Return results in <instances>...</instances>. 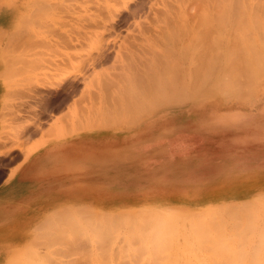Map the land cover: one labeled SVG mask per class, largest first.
<instances>
[{
    "label": "rangeland",
    "instance_id": "rangeland-1",
    "mask_svg": "<svg viewBox=\"0 0 264 264\" xmlns=\"http://www.w3.org/2000/svg\"><path fill=\"white\" fill-rule=\"evenodd\" d=\"M1 1L5 3L8 15L2 18V24H6V29L0 30V51H2L0 65L4 67L3 72L0 73V78L6 84L2 85V90L0 88V187L2 184L5 185L2 189H8L13 185L14 169L38 145L44 144L49 139L69 135L73 132L112 129L132 134L135 131L136 138L144 136V139H141L143 143L139 146L141 150L150 151L157 146H162L167 150L163 154L152 157L147 161H141V163H123L121 160L120 165L124 169L120 171L119 183L114 186L104 183L100 189L98 187L102 192L100 196L103 197L104 201L99 202L97 208L91 205H73L67 208V211L65 209L57 211L58 214L59 212L65 214L67 218H65L66 223L62 219L64 218L63 213V216L61 215L62 220H57L60 216H57V212H55L44 218V221H38V219L33 221V224L24 231H18V228H9L11 232L3 233L6 228L0 227V238L3 239V241H0V264H49V262L50 264L57 262L60 264H86V260H90V264H94L95 261L96 264H115L113 261L119 264L125 259L123 263L125 262L126 264H134L135 260H137L135 264H144L143 262H146L145 251L141 250L142 248L138 249L140 247L138 241L135 246L127 239L126 235L131 224L135 228H140L142 220H138L137 217L134 218L133 216L138 215V212H140V215L143 212L141 209H147L148 212H145L146 214L163 215L165 219L164 226L180 227V229H189L193 221L192 216L194 217L199 213L207 218L209 214H215L217 211L218 213H241V216H245L246 212L249 211H259L262 213V208L264 211V73L260 79L256 80V86L253 87L256 88H252L251 93L249 92L251 89L247 90L246 95L247 93L249 94L247 96L244 95V98L231 97V99L229 96V100H225L217 91H211L210 93V91L207 92L206 90L207 95L210 94L211 96L193 92L192 94L189 93L190 95L186 94L182 98V101H163L162 103L159 101L160 104L156 105L150 104L148 97L146 96V98L142 94V96L139 95L140 100L142 99L145 105H147L146 107L151 108V110L146 111L147 108L142 103L143 107L140 104H137V106L143 109L140 108L139 110L137 106H134V110L136 111L137 109V112L134 113L135 111L127 106L131 97V102L134 99L133 94L129 90L131 89L132 93H134L136 89L139 90L137 87L140 85L143 88L142 83L145 82L141 81L143 76L139 78L140 74L147 77L145 76L146 71V73L148 71L159 73V69L157 70L156 66L159 67L160 61L156 63L157 61L153 59L151 55L155 53L151 52L152 49L153 51L155 50L157 56L159 53L162 55L164 53L163 45L162 47L159 46L161 45V43L159 44V40V42L157 39L150 40L155 37L152 34L154 31L152 28L154 27L150 23V20V22H147L148 26L152 25V28L150 27L151 30L148 29L149 27H146L147 22L145 20L150 19L146 18V16L152 13L146 5L136 15V19L129 18L128 22L124 20L119 22L117 31L111 32L103 25L90 27L92 18L100 19V17L104 16V11L97 4L96 0ZM251 1H246L248 7L247 4H241L246 12L252 11V5H254L256 0ZM260 1V6H262L261 4L264 5V1ZM117 6L119 8L122 7L120 4H117ZM257 9H260L258 12L262 11L261 8ZM97 13H100V15L97 16ZM261 14L264 16V12ZM151 16L153 15L151 14L149 17ZM138 22L147 28V32H151L149 33L150 35L146 34L142 36L140 34L139 30L144 26L140 27L141 25L139 26ZM143 47H147L148 49H143ZM127 49L133 50V52L129 51V53ZM114 54L117 56H113ZM123 55H126V59ZM128 57L130 60H133H131L132 66L129 63L130 60L127 59ZM113 58L117 60H113ZM147 58L150 61H147ZM160 58L164 60L163 57ZM139 59L144 62H139ZM65 60L68 62L69 67L66 66ZM145 62L147 66L144 64ZM155 63L157 64L156 66ZM161 64L163 65V63ZM136 65L141 67V70H146V67H150V70H152L150 71L147 68L146 71L143 70L144 72H141L140 69H137ZM162 65H160V68ZM132 68L136 69L133 71ZM175 68L177 74L183 72L182 67L176 66ZM169 69L168 74H170L171 79L176 73L173 74L175 71ZM117 70L125 78L120 75L121 73L118 74ZM135 71L136 74L139 73L137 79L134 78L136 75L133 72ZM100 72L101 74H99ZM102 72L104 73L102 74ZM115 73L121 76L118 77L120 80ZM148 77H150L149 74ZM162 77L163 75L157 79H161ZM102 79H106V81L101 83ZM110 79H114V81H110ZM144 79L146 81L148 78ZM109 81L113 82L114 86ZM135 81H139L140 85L136 86L138 83L135 84ZM146 82H151L150 78ZM101 84H106L105 86L108 89L105 86L102 88ZM123 86L128 87H126L127 91H124L126 88L123 89ZM147 87L144 88L150 90V86ZM104 88L109 91L104 92ZM117 88L129 94L126 93L128 96L123 95L128 99H124L125 101L127 100V103H125L127 104V109H123V106L126 108L125 101L123 100L124 97L122 96L123 93L119 89L117 92ZM145 89L144 92L146 93ZM113 90H115V100L113 99L115 98ZM164 92L163 96L167 95ZM105 93L109 95V98ZM155 93L157 94V92ZM222 95L223 97L226 96ZM163 96L159 98L163 100ZM116 100L121 103H118ZM131 102L129 105L133 104ZM103 103L106 108L103 107ZM113 104H115L116 111H114ZM102 108H104L103 111ZM110 109L109 113L111 114L104 112ZM126 110H132V112H126ZM109 116L113 120V125L107 128L100 126V120L102 121L104 118L107 120ZM95 117L96 120L93 122ZM132 117H137L136 124L128 127L125 122L131 121ZM115 119L118 123L115 122ZM125 140H129V138H125ZM35 163H38V160L34 161V165ZM106 174L108 173L106 172ZM194 195L197 196L194 197ZM117 197L119 200H115ZM7 198L9 202H6V198H4V201H0V215L13 213L15 219L19 218L23 210H17L16 206L22 207L24 204L28 205V202L24 201L23 194L17 195V192L14 190H12L11 195ZM247 200L250 203H247ZM244 201L247 204H241ZM261 203L263 204L262 207ZM79 206L82 210L84 207L92 209L91 211L97 214L101 213L99 224L101 225L100 232L102 234L98 232L97 235H93V232L90 230L92 228H88L89 225L87 224L86 226L85 222L80 219L79 212L81 209ZM226 207H228L227 211L223 210ZM234 207L235 210H233ZM250 208L251 210H249ZM77 211H79L78 214ZM81 213L84 214L85 212ZM105 213L110 214L106 216ZM113 213L117 215H112ZM145 213L143 212V214ZM103 214L105 218H103ZM69 215L71 218L68 217ZM115 216L118 219L112 223L111 220H114ZM130 216L132 219H130ZM96 217L99 218V216L95 215L91 219L94 221L91 222V225L93 223L94 227L96 222H98L96 221L98 219ZM106 217H108L109 221H107ZM167 217H171L172 219ZM105 219L109 223L110 228L108 227V223H104ZM73 220L74 222L76 221V224L73 223ZM48 221L54 222V226L52 223L49 224ZM228 221L230 225L232 219ZM40 222L44 223L43 226ZM71 223L74 224V228L75 226L79 227V230L75 228L78 230L79 236H74L76 232L74 233L73 227H71L72 232L69 231V227L72 226ZM88 223H90V220ZM157 223L159 225V220H157ZM99 224L96 227H99ZM68 225L69 227H67ZM156 225V221L152 220L141 226L142 228L147 226L146 229L153 230ZM103 226H105L106 230L103 229ZM106 226L110 229L109 231H107ZM114 228L115 230L112 231ZM58 229L59 231L64 229L67 235L64 234L63 230L58 232ZM102 229L104 230L103 232ZM96 230L99 229L96 228ZM96 230L95 232H97ZM79 232L83 234L80 235ZM104 232L107 234L109 232L111 236L107 234V236L103 235ZM70 234L72 237L74 236V239L70 237ZM85 234L86 236H84ZM99 234H101L102 238H100ZM121 234L122 237H119ZM112 235L114 236L112 237ZM104 236L110 237L113 241L109 240V238L106 240ZM96 237L100 239L97 240ZM85 238L88 239L86 240L87 242L84 241ZM82 239L83 241H81ZM134 239L132 240L133 243L137 240ZM117 240L118 242H116ZM128 242L135 248L134 253H130L126 247V243ZM98 243H101V246ZM103 243L105 244L103 245ZM115 245L117 248L114 247ZM87 247L91 249L89 252L91 254L88 253L89 248L87 250ZM123 248L126 250L123 251ZM107 249L109 250L107 251ZM98 251H101L100 255L106 254V256H102L105 257L104 259L101 257L103 262L99 253H97ZM112 251H114V254H117H115L117 258L115 256L114 260L112 258L114 256ZM80 253H83V257ZM122 254L124 256H121ZM154 255L157 258L158 264H160L162 261V258L159 259L161 252L157 251ZM129 256L133 259L130 260ZM83 258H86V260L84 261ZM79 259L81 262H79ZM171 259L169 262H171ZM252 262L254 263V260L247 261L246 259V263Z\"/></svg>",
    "mask_w": 264,
    "mask_h": 264
},
{
    "label": "bare ground",
    "instance_id": "bare-ground-1",
    "mask_svg": "<svg viewBox=\"0 0 264 264\" xmlns=\"http://www.w3.org/2000/svg\"><path fill=\"white\" fill-rule=\"evenodd\" d=\"M246 1L252 2L251 0H158V1L157 0H143V1H140V0L139 1L138 0H96L97 4L104 11L103 12L104 16L100 17V19L92 18L90 27H94L97 25H103V26L107 27V29L110 30L111 32H115V31H117V26H118L119 22H121L123 20L127 21L129 18H135L136 15H138L139 12L146 5L148 10L150 9V12L152 11L151 14L153 15L151 17H149L151 14L149 16L145 15L146 18H150V19H147L145 21L147 22L150 20L151 22L150 21L149 22L152 23V25L154 27V28H152L151 27L152 25L148 26V22H147L146 27H149L148 29H150V30H151V28L154 29L152 34L155 37H154V39H150V40L157 39V41L158 40L160 41V42L158 41L159 44L161 43V45H159V46L162 47V45H163V47H162L163 51H164L163 55L161 53H159V55L157 56L155 50L153 51V49L151 52L152 53L154 52L156 54V57H155V54H152V55L150 54L153 57V59L155 61H157L156 63H158V61H160V65H162L161 63H163L161 68H160V65H158L159 67H157L156 66L157 64L155 63L157 70L159 69V73L158 72L153 73L151 71L152 69L150 70V67H146L147 66L146 62L144 63L146 65L145 66L146 70H147V68H149V70L152 72L151 73L148 71V73H146L147 71L143 69L144 71H146L145 76H147V77H144V75H141V74L139 75V73L136 74L137 70L135 72H133L136 75L135 76L133 74V76H135L134 78H136V79L138 78V75H139V78L143 76L142 77L143 79L141 78L142 79L141 81L145 82V83H142L143 88L150 86L151 91L149 89H147L148 88L147 87L146 89L144 88L146 91V93H145L144 89L139 84L141 82L140 79H139L140 82L138 81L139 83L136 82L137 80L135 79L136 80L135 84L138 83L136 86L140 85L139 87H137V88H139V90L136 89V91H134V93H132V90L130 88H129L130 90L128 89L129 92H131V94H133L134 99L132 101L133 104L129 105V103L132 100V97H131L130 102L128 101L129 103L127 105L125 103H127L128 99L126 96H125L126 97L125 98L123 95L128 94L127 92H124V91H127L128 87L123 86V89L127 87L126 90H124V91H122L120 88L116 89L117 92L119 89V90H121V93H123L122 94V96L124 97L123 100L127 99L126 101L124 100L125 106L127 105L130 109H133V111H135L134 106H137V104L138 105L140 104V106L142 105V107H143V104H144L145 108H147L146 111L147 110L150 111L151 108L146 107L147 105H145L144 101L142 99L140 100V98H139V95L142 96V94H144V97H146V96L148 97V101L150 102V104L158 105V104H160V102L162 103L163 101L164 102L165 101L166 102L182 101L183 100L182 98L186 94L190 95L193 92H199V93H203L202 95H207L208 93H206V90H207V92L210 91V93H211V91H217L218 94L220 93L221 94L220 96L225 100H229V96H230V98L231 97L238 98V99L244 98L245 96H247L249 94V93H247V95H246V92H248L247 90H250V89H251V91H249V92L251 93L252 88L254 86H256V84H255L256 80L260 79L261 75L264 73V16H262V14H261L262 12H264L263 11L264 5L261 4L262 6H260V3H261L260 0H256L257 2L255 1L256 3L254 2V5H252L253 8L254 7L261 8L262 11L261 12L259 11L260 12V15H259L258 10H260V9L256 10V8H254V9L252 8L251 12H246L243 9L241 4L244 3L246 5L247 4ZM263 1H262V3H263ZM117 4L122 5V7L119 8L117 6ZM247 7H248V4H247ZM245 8H246V6H245ZM71 11L73 12V10H71ZM254 11H255V13H253ZM256 11L258 12V14ZM124 12H126V13H124ZM146 12H148V11H146ZM96 15L99 16L100 13H97ZM134 21H136V20H134ZM140 22H138V24H139V26L141 25L140 27H142L143 24H141ZM138 24H137V26H138ZM140 27H138V28H140ZM139 31H140V34H142V36L151 33V32H147V28H145V26L143 28H141ZM88 32H90V30H88ZM117 33H114V34H117ZM123 39H125V37H123ZM127 42H129V41H127ZM153 43H155V42H153ZM128 44H130V43H128ZM82 45H83V42H82ZM146 48L143 47V49H146ZM150 48H149V50H151ZM129 51L133 52V50H130V49L128 50V52ZM145 52H146V50H145ZM115 54L113 56H117ZM105 55H106V53H105ZM123 56L126 59V55H123ZM159 56L163 57L164 60L162 58H160ZM95 58H98V57H95ZM92 59H94V58H92ZM115 59L116 58H113V60H115ZM127 59H129V57ZM145 59H146V57H145ZM159 59H161V60H159ZM131 60L129 61L130 64H131ZM138 61L140 62L141 59H139ZM147 61H150L149 58H147ZM161 61H163V62H161ZM65 62L68 64V62L66 60H65ZM141 62H144V61H141ZM67 64H66V66L69 67V64L68 65ZM139 64L141 65V63H139ZM144 64L142 63V65H144ZM150 64H149V66H150ZM131 66H132V64H131ZM176 66H178L180 68L182 67L183 72L182 73L179 72L180 74L179 73L177 74L176 70H175ZM106 67H108V66H106ZM116 67H117V65H116ZM136 67H137V69H140L141 72L143 71V70H141V67H138L137 65H136ZM170 67H172V68H170ZM59 68H61V67H59ZM133 68H132V70L134 71L136 68L135 69H133ZM162 68H163V70H162ZM169 68L172 69V71H175V72H173V74L176 73V74H174L175 76H173V77L171 76L172 77L171 79L169 76L170 74H168ZM56 69H58V68H56ZM125 70H127V69L125 68ZM110 72H113V71H110ZM103 73L104 72H102V74ZM117 73L120 74L121 72L118 71ZM117 73H115L117 78L120 75L122 77L124 76L122 73L118 76ZM99 74H101V72ZM148 74L150 75V77H148ZM162 75H163V77L161 79L160 78L157 79L158 77H160ZM168 76H169V80H168ZM124 78H125V76H124ZM130 78H131V75H130ZM134 78H133V81H134ZM144 78H148L146 81H149V78H150L151 82H148L150 85H146L148 83L145 81ZM108 79H109V77H108ZM102 80L103 81H101V83L102 82L104 83L106 81V79L105 80L102 79ZM110 81H114V79L113 80L110 79ZM124 81H126V80L124 79ZM169 81H171V83H169ZM110 83H111V85L114 86L113 82H110ZM101 85L103 88L106 84L105 85L101 84ZM251 85H252V87H251ZM151 86H152V88H151ZM107 87H108V85H107ZM105 88H106V86H105ZM105 88L103 89L104 92L107 91V90H105ZM255 88H253V89H255ZM106 89H108V88H106ZM114 91L115 90H113V92ZM155 92H157V94L162 93V94H160L162 96L164 95L163 92L167 93V95L165 94V96H163L164 99L162 100L161 99L162 96L157 95ZM212 94H214V93H212ZM222 94H224L226 96L223 97ZM105 95H107V93H105ZM114 95H115V92H114ZM101 96H102V94H101ZM107 96L109 98V95H107ZM207 96H211V95L209 94ZM111 97H112V95H111ZM159 97H161V98H159ZM226 97H227V99H226ZM104 98H106V97H104ZM137 98H139V100H137ZM113 99L114 100L116 99V95H115V98H113ZM113 99H112V101H113ZM117 99H118V97H117ZM105 100H107V98ZM118 100H120V99H118ZM118 100H116V101L118 102ZM225 100H223V101H225ZM116 101H114V102H116ZM139 101H140V103H139ZM108 102H110V101H108ZM110 104H112V103H110ZM115 104H117V103H115ZM115 104H113L114 111H116L115 107H114ZM107 106H108V103H107ZM127 106H126V108H124V106H123V109H127L128 108ZM103 107H104V103H103ZM111 107H112V105H111ZM111 107H108V108H111ZM142 107L137 106V108H139V110ZM104 108H106V107H104ZM104 108H102V111ZM116 108H117V105H116ZM166 108H168V107H166ZM92 109H93V107H92ZM119 109H121V108L119 107ZM109 111H111V109L108 111L105 110L104 112L109 113ZM117 111H118V108H117ZM127 111L132 112V110H126V112ZM120 112H121V110H120ZM136 112H137V109L134 113H136ZM93 113L95 114L94 110H93ZM115 113H117V112H115ZM158 113H160V112H158ZM109 114H111V113H109ZM104 115L107 117L106 114H104ZM133 115L135 116V114H133ZM89 116H90V114H89ZM97 116H98V114H97ZM128 116H129V114H128ZM142 117H143V115H142ZM116 118L118 119V117H116ZM136 118L137 117H132L131 118L132 120L126 121L125 124L128 127L135 125L136 124V122H135ZM94 120H96V117L93 119V122H95ZM165 120H167V119L165 118ZM90 121H91V119H90ZM115 122L118 123L116 119H115ZM78 123H80V122H78ZM116 123H115V125H116ZM99 124L102 127H106V128L111 127L113 125V120L110 119V116H109V119L107 118V120H105V118L102 121L100 120ZM78 126H80V125L78 124ZM142 133H144V132H142ZM119 137H121V136H119ZM114 168L117 171H119V177H120V171H122L124 168H122V166L120 164L115 166ZM15 170H16V168L14 169V171ZM104 176L105 177H111L114 179L116 178L115 175H110L109 173L106 174V171L104 172ZM139 192H142V191H139ZM73 195L74 194H72V196ZM99 195H100V193H99ZM174 196H176V195H174ZM196 196L194 195V197H196ZM201 196H203V195L201 194ZM69 197H71V196H69ZM108 199H109V197H108ZM246 202L248 203L249 200H247ZM246 202L244 201L241 204H244ZM262 205L263 204L261 203V207H262ZM233 206H235V205H233ZM246 206H249V205H246ZM235 207L233 210H235ZM79 208L81 209L80 206H79ZM227 208L228 207H226L223 210L227 211ZM86 210H88V211H86ZM91 210L92 209H90V208H84L83 207V210L81 209L80 212L77 211V214H78V212L80 213V215H79L80 219L85 222L86 226H87V224L89 225L88 228L89 227L92 228L90 230L93 232V235L95 236L98 234V232H100L101 225L99 224V222H100L99 220H100L101 213L97 214L96 212H92ZM141 210L144 213L148 212L147 209H141ZM249 210H251V208ZM65 211H67V210L65 209ZM75 211H76V209H75ZM83 211L85 212L84 214L81 213ZM86 212H88V213H86ZM143 212L140 215H139L140 212H138L137 213L138 215H134L133 217L134 218L137 217L138 220L141 219L142 220L141 225L145 224L146 222L149 223L152 220L156 221L157 225L154 226L153 230L152 229L148 230V229H146L147 226H145V228H142L141 225H140V228H135L134 226H132L131 221H130L131 226L128 225L130 227L128 228V231L126 232V235H127V239L130 240L132 242V244L135 245V244H137V241H138V245L140 246L138 249L142 248L141 250L145 251L146 262L144 261L143 262L144 264H146L147 261H150L147 264H158L157 258H155V255H154L157 251L161 252V257L159 259L162 258L161 259L162 261L160 262V264H248V263H246V259H247V261H249V260L253 261L254 260V263L252 262L249 264H264V213H263L264 211H263V208H262V213H260L259 211L258 212L257 211L256 212H250L249 211V212H246L245 216H243V215L241 216V213H237L238 214L237 215V214L231 213V212H229V213L228 212L227 213H218V211H217L215 214H212V215L209 214V216H207V218H205L206 216L199 213V214H196V216H194V217L192 216L193 221L191 220L192 225H190L191 227L189 229H186V228L180 229V227H174V226L170 227L168 225L164 226L163 224H164L165 219H164L163 215H157V214H152V213L151 214H148V213L143 214ZM62 213L59 212V214H60L59 215L57 212L56 215L60 216L57 220L61 219V217L64 215V218H62V219H64L65 221H63V222L66 223L67 218L65 217V214L63 213V215H62ZM66 214H68V213H66ZM105 214L107 216L110 213H105ZM95 215L99 216V218L96 217V219L98 218L96 220V221H98V222H96V225L98 226V224H99L100 225L99 227H96V225L94 227L93 223L91 225V222L93 221L91 219ZM112 215H117V214L113 213ZM103 216H104V214H103ZM187 216L190 217V215H188V214H187ZM56 217H54V218L56 219ZM68 217L71 218L70 215ZM70 218H68V219H70ZM103 218H105V216ZM107 218L108 217H106V219ZM113 218H114V216H113ZM113 218H111V219H113ZM167 218L172 219L171 217H167ZM106 219L104 220V223H108L107 221H109V219H107V221H106ZM117 219L118 218H116V216H115V219L111 220V222L113 223V221H117ZM130 219H132V217ZM229 219H232V221L230 222V225H229V221H228ZM89 220H90V223H88ZM157 220H159L160 226L158 225ZM45 221H46V219H45ZM49 221H48V223L51 224L52 222H49ZM70 222H72V221L70 220ZM135 222L136 221L134 220V223ZM73 223L76 224V221L74 222V220H73ZM73 223H71L72 226L69 227V225H68L67 227H69L70 229H71V227L74 228ZM120 223H121V220H120ZM40 224H42V226H43L44 223L40 222ZM47 224H45L46 227H48ZM52 224L54 226L55 223L53 222ZM185 225H186V223H185ZM104 227L105 226H103V229H105ZM108 227H109V223H108ZM108 227H107V229H108ZM136 227H137V224H136ZM75 228L78 229L79 227L75 226ZM75 228H74V233L75 232L76 233L75 234L73 233V234H74V236L75 235L79 236L78 232H77L79 229L76 230ZM93 228H94V231H93ZM96 228L99 230H96ZM70 229H69V231L72 232V229L71 230ZM103 229H102V232L104 231ZM62 230H63V232H65V230L67 231V229L65 228V230L61 229L60 231L58 229V232H61ZM95 230L97 232H95ZM109 230L110 229H108L107 231H109ZM114 230H115V228L112 229V231H114ZM112 231H111V234H112ZM79 233H80V235L83 234L81 232H79ZM64 234L67 235V232H65ZM101 234H99V235L101 236ZM106 234L107 233L104 232L103 235L111 236V234H109V232L107 235ZM99 235H98V237H99ZM74 236L72 237V235H71L70 237L74 239ZM84 236H86V234ZM105 236H104V238L106 240H107V238H109V240H111L110 237H105ZM113 236L114 235H112V237ZM98 237H96L97 240L102 238V236L99 239H98ZM119 237H122V234ZM119 237H118V239H119ZM81 238H82V236H81ZM134 238H136L137 240ZM133 239L136 240V242L134 241L135 243H133V241H132ZM86 240H88V239L85 238L84 241H86ZM63 241H65V240H63ZM81 241H83V239ZM111 241H113V240H111ZM104 242H106V241H104ZM116 242H118V240ZM124 242H126V241H124ZM65 244H66V242H65ZM88 244H89V241H88ZM98 244H100V246H101V243H98ZM104 244L105 243H103V245ZM132 244L130 242L126 243V247L128 248L130 253L135 252V248L133 247ZM75 247H77V246H75ZM114 247L117 248L116 245ZM123 247H125V246H123ZM88 248L89 247H87V250H88ZM95 248L97 249L96 246H95ZM101 248L103 249V247H101ZM98 249H99V247H98ZM108 250L109 249H107V251ZM125 250L126 249H124L123 251H125ZM90 251H91V249L89 248L88 253ZM114 251H115V249H114ZM114 251H112L113 255H114L112 257L113 260H114V257L117 255L116 253H115L116 255L114 254ZM100 252L98 251L97 253H99V255H100ZM117 253H118V251H117ZM82 254L80 253L81 256H82ZM89 254H91V253H89ZM103 255L104 254H101L100 258ZM78 256H79V253H78ZM104 256H106V254ZM121 256H124V255L122 254ZM47 258H48V256H47ZM86 258H88V257H86ZM86 258L85 259L83 258L84 261L86 260ZM102 258L104 259L105 257H102ZM115 258H117V256ZM120 258H122V257H120ZM89 259H90V257H89ZM103 259H102V262H103ZM131 259H133V258L130 257V260ZM170 259H171V262H169ZM125 260H123V261H125ZM134 260H135V258H134ZM87 261L88 260H86V264H87ZM93 261H95V260H93ZM119 261H121V260H119ZM123 261H122V263H119V262L118 263L119 264H126L125 262L123 263ZM79 262H81L80 259H79ZM89 262H90V260L88 261V264H90ZM113 262H115V264H117L116 261H113ZM135 262L137 263V260H135ZM135 262H134V264H135ZM57 263H55V264H57ZM100 263H101V261H100ZM138 263H139V261H138ZM49 264H50V262H49ZM58 264H60V263H58ZM76 264H78V263H76ZM94 264H96V261L94 262Z\"/></svg>",
    "mask_w": 264,
    "mask_h": 264
},
{
    "label": "crops",
    "instance_id": "crops-1",
    "mask_svg": "<svg viewBox=\"0 0 264 264\" xmlns=\"http://www.w3.org/2000/svg\"><path fill=\"white\" fill-rule=\"evenodd\" d=\"M4 4L0 0V30L6 29V24H2V18L8 16ZM3 70L4 67L0 65V73ZM0 85L1 90L2 85H6L1 78ZM134 132L131 134L112 129L83 130L49 139L34 149L17 165L13 185L8 189H2L5 186L3 184L0 187V201L6 198V202H9L7 197L14 190L17 195L23 194L24 201L28 202V205L16 206L17 210H23L20 220V217L15 219L13 213L0 215V227L6 228L3 233L11 232L9 228L24 231L33 221H41L73 205H91L97 208L98 203L104 201L100 196V187L104 183L118 185L119 171L114 167L121 160L123 163H141L166 152L167 149L162 146L150 151L141 150L139 146L143 143L141 139L144 136L136 138ZM37 160L38 163L34 165ZM105 171L116 178L105 177ZM116 192L118 194V190ZM0 241L3 239L0 238Z\"/></svg>",
    "mask_w": 264,
    "mask_h": 264
}]
</instances>
